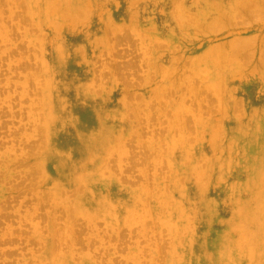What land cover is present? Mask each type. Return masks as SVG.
I'll return each mask as SVG.
<instances>
[{
  "label": "rangeland",
  "instance_id": "374dc122",
  "mask_svg": "<svg viewBox=\"0 0 264 264\" xmlns=\"http://www.w3.org/2000/svg\"><path fill=\"white\" fill-rule=\"evenodd\" d=\"M0 264H264V0H0Z\"/></svg>",
  "mask_w": 264,
  "mask_h": 264
},
{
  "label": "bare ground",
  "instance_id": "6f19581e",
  "mask_svg": "<svg viewBox=\"0 0 264 264\" xmlns=\"http://www.w3.org/2000/svg\"><path fill=\"white\" fill-rule=\"evenodd\" d=\"M125 210H126V208H125ZM95 213L98 214L99 212L98 211H95Z\"/></svg>",
  "mask_w": 264,
  "mask_h": 264
}]
</instances>
